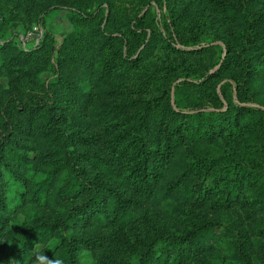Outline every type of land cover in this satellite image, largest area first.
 <instances>
[{
    "label": "rangeland",
    "instance_id": "rangeland-1",
    "mask_svg": "<svg viewBox=\"0 0 264 264\" xmlns=\"http://www.w3.org/2000/svg\"><path fill=\"white\" fill-rule=\"evenodd\" d=\"M40 252L264 264V0H0V264Z\"/></svg>",
    "mask_w": 264,
    "mask_h": 264
},
{
    "label": "trees",
    "instance_id": "trees-1",
    "mask_svg": "<svg viewBox=\"0 0 264 264\" xmlns=\"http://www.w3.org/2000/svg\"><path fill=\"white\" fill-rule=\"evenodd\" d=\"M78 15H80L83 19H93V18H96V12H89V13H84V12H80V11H76ZM97 21H98V24L99 26L101 27V31L106 35V36H109V37H114L116 39H118L121 43H122V46L124 47V50H123V58L126 59V60H133L135 57L134 55H131V54H128L127 52V49L125 48L126 46V39H125V36L120 33V32H116V31H113V30H108L106 27H105V22H104V16L100 15L99 17H97ZM134 29V28H133ZM169 33H170V42H177V38H176V33H175V30H174V26L172 23L169 24ZM172 109L177 111V109H179V106L176 104V102L174 104L171 105ZM230 167V174L227 173L226 169H223L222 170V174L220 176V182H222L221 184H223L224 186H227V191L231 188V185L232 183L235 181L233 180V175L235 176L236 175V169H235V166H229ZM230 175V177H229ZM222 187V186H220Z\"/></svg>",
    "mask_w": 264,
    "mask_h": 264
},
{
    "label": "clouds",
    "instance_id": "clouds-1",
    "mask_svg": "<svg viewBox=\"0 0 264 264\" xmlns=\"http://www.w3.org/2000/svg\"><path fill=\"white\" fill-rule=\"evenodd\" d=\"M33 264H63V261L59 258L50 259L45 253L40 252L35 256Z\"/></svg>",
    "mask_w": 264,
    "mask_h": 264
}]
</instances>
